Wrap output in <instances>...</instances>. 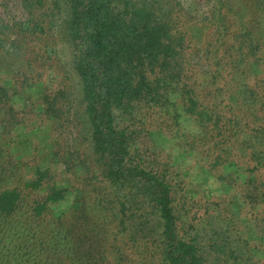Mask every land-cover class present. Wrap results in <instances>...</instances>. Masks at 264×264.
<instances>
[{
  "label": "trees",
  "instance_id": "trees-1",
  "mask_svg": "<svg viewBox=\"0 0 264 264\" xmlns=\"http://www.w3.org/2000/svg\"><path fill=\"white\" fill-rule=\"evenodd\" d=\"M214 1L206 23L175 0H51L111 194L57 212L68 190L0 146V264H264V0ZM13 94L0 82V124ZM163 139L226 193L190 195ZM108 222L124 249L104 246Z\"/></svg>",
  "mask_w": 264,
  "mask_h": 264
},
{
  "label": "rangeland",
  "instance_id": "rangeland-1",
  "mask_svg": "<svg viewBox=\"0 0 264 264\" xmlns=\"http://www.w3.org/2000/svg\"><path fill=\"white\" fill-rule=\"evenodd\" d=\"M247 1L250 0H237V4ZM175 2L188 22L206 23L212 18L216 3L214 0ZM52 4L51 0L40 3L0 0V82L14 93L13 114L0 124V146L5 150V160L17 174L23 172L29 178L38 166L48 170L53 176L49 182L55 181L68 190L66 199L56 209L66 212L79 206V201L95 207L97 197L110 195L111 190L94 162L89 124L81 104L80 80L71 63V47L59 34L60 18L51 12ZM222 30L217 22L211 25L204 44L193 46L192 64L203 63L201 49L212 48ZM53 104L60 116L54 115ZM163 140L159 147L157 140L156 146L163 151L162 156L170 154L174 170L185 178V189L189 188L190 195L217 199L216 196L226 193L220 191L217 182L207 178L205 171L200 170L197 175L191 156L177 154L172 143ZM33 198L31 193L27 200ZM88 211L91 216L94 214ZM106 213L109 220L113 219L110 210ZM103 232L108 250L112 243L125 248V243L118 240L115 222H108Z\"/></svg>",
  "mask_w": 264,
  "mask_h": 264
}]
</instances>
